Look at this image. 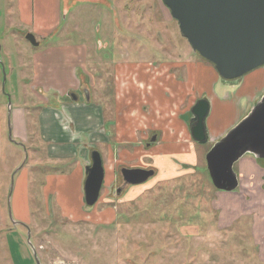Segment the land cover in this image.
<instances>
[{
  "label": "rangeland",
  "instance_id": "1",
  "mask_svg": "<svg viewBox=\"0 0 264 264\" xmlns=\"http://www.w3.org/2000/svg\"><path fill=\"white\" fill-rule=\"evenodd\" d=\"M166 14L157 0H60L57 28L41 36L19 20L12 0H0V215L7 227L18 221V179L20 174L29 173L32 217V224L22 229L25 232L4 234L2 230L0 239L7 237L16 243L21 239L29 250L33 246L36 261V233L51 257L64 259L51 264H264V179L240 180V186L232 192L214 191L205 159L212 146L207 149L208 144L193 138L194 142L186 143L181 134L177 136L180 143L169 146L165 135H173L162 137L165 117H169L172 128L185 127L187 136L192 137L187 125L201 88L194 79L187 81L186 66L198 61L218 75L211 63L193 52L177 21L169 20ZM140 19H153L151 28H157L162 36L146 37L139 29ZM27 33L35 36L38 46L26 39ZM59 44L88 46L86 65L93 76L91 97L102 103L114 95V66L125 64L130 71L120 73L125 82H118L116 93V98L124 102L120 119L124 134L118 133L117 140L111 135L101 137L98 150L107 178L92 207H85L71 196L74 161L58 167L40 159L34 134L23 138L25 151L8 139V103L11 108L23 104L30 109L43 98L37 88H31L34 58ZM188 68L193 71L195 64ZM255 71L261 76L258 86H262L264 66ZM221 81L229 85L239 79ZM130 83L131 94L127 92ZM130 96L142 102L144 114H127L124 108ZM137 109L140 111V107ZM133 117L140 127L160 125L156 129L160 135L154 133L158 140L155 145L145 146L149 135L143 131L144 126L137 127L130 142L118 141L130 135L127 127ZM32 126L30 123V129ZM22 164L14 176L8 205L12 173ZM121 167L152 168L155 174L142 184L125 185ZM56 175L63 176L68 198L56 196ZM36 177L42 180L38 192L34 189ZM49 190L55 195L52 200ZM253 229L259 231L257 237L262 244L255 241L258 238Z\"/></svg>",
  "mask_w": 264,
  "mask_h": 264
},
{
  "label": "crops",
  "instance_id": "2",
  "mask_svg": "<svg viewBox=\"0 0 264 264\" xmlns=\"http://www.w3.org/2000/svg\"><path fill=\"white\" fill-rule=\"evenodd\" d=\"M59 1L60 0H12V5L18 12L19 20L28 23L31 25L33 31L40 33L41 36H45L48 32L54 31L58 26ZM157 1L160 5V10L167 12L166 17L172 20L173 17L162 0ZM147 20L144 19L142 21V19H140L139 22L142 24L139 29L141 32L144 33L146 37L162 36L161 31L157 30V28H151L153 19ZM185 51L184 49L183 52L185 53ZM87 52L88 46L86 47L85 45L79 44H59L48 47L45 51H42L39 58H34V82L31 88H37V91L39 93L41 92L43 98H40V101H37L30 109L23 104H18L10 110V126L11 132L13 131L12 137L14 135L13 138L15 141L24 145L23 138L25 137L27 139L34 134L37 140V143H34V145L37 148V153L38 151L41 153V157L39 156L40 159L43 158L47 163L52 162L55 165H59L58 167H60L62 163L74 161L72 170L73 180H70L73 188L71 196L77 197L79 203H84V205L83 181L85 177V166L90 163V151L92 149L98 150V147L101 146V137L106 135V137H109L111 135L117 140L118 133L124 134L125 127L122 125V121H120L123 117L121 111L124 102L116 98V93L117 86L119 85L118 82L121 84L125 82L123 77H119L122 75L120 73H130L129 68L126 67L125 64L114 66L117 76L116 82L114 80V95L108 102L104 100L102 103L91 97L93 93L90 87L92 85L91 79L93 76L87 70ZM187 54L189 57V53ZM185 61L186 60H184V62ZM194 64V70L190 71L188 67ZM190 65L185 68L186 79L187 81L192 80V82L194 79V82L201 88V92H198L199 96L197 99H201V94H203L202 98H205L209 104L208 112L204 118L206 141L201 142V144H208L207 149H209L242 119L250 114L252 106L264 95V84L258 86L261 76L258 75V71L254 72L255 69L241 77L238 82L235 81L234 84L226 85L222 83V79L211 67L203 65L198 61ZM131 74L134 75L135 72H131ZM128 79L129 78L126 79V82L129 81ZM131 88L130 83L127 91L130 94ZM85 92L87 95H85ZM71 93L76 95V99L70 96ZM166 98L170 99V96ZM197 99L193 100L192 105ZM126 101L127 104H125L126 107L124 109L128 115H131L132 112H134L133 114H144L141 109L142 102L139 99L131 98L130 96ZM139 107L140 111L137 109ZM108 112L110 114H108ZM168 115L170 116V114ZM176 115L177 114L174 116L175 119ZM191 115L192 114H190V116ZM30 123L33 124L31 129ZM142 126H144V124H142ZM142 126L140 127L139 123L137 124L136 118L133 117L130 119L129 127H127L130 135L118 141L130 142L138 132L137 127L142 128ZM159 126L160 125L156 128L143 127V131L149 135V141L144 143L146 147L157 143L158 140L156 141V137L160 134L156 129ZM161 126L162 137L163 134L165 135L167 133L173 135H165L166 139L164 140L167 141L169 146L173 145L176 147V145L180 143V140L177 139V136L180 134L185 135L184 142H194L192 137L187 136L188 133L185 127L180 130L172 128V122H169V117L163 118V124ZM187 126V128L190 129V122ZM151 135L155 136V140L152 142ZM84 140L86 141L85 146L82 145ZM86 157H88V159H86ZM261 160H263V158L255 157L252 153H245L239 158L237 168L233 169L240 180L245 181L247 179H252V181H260V179H264V160ZM186 163H190V161H186ZM103 167L105 168V166ZM28 175L22 173L19 175L18 179L20 190L16 216L18 221H15L12 227H7L3 222L2 214L0 215V231L5 230L4 234H13L16 230L23 233L25 232L24 230L22 231L23 227L32 224L29 202L31 178ZM55 178L57 180V187L55 189L56 196L60 199L68 198V188L63 181V176L56 175ZM106 178L105 171L103 184ZM48 180L47 185H49ZM33 181L35 182V192H38L41 188L42 180L39 181L36 177ZM48 197L52 200L55 195L49 190ZM25 204H27L26 208L23 207ZM91 212L94 213V209H91L90 213ZM245 213L246 212H242L241 214ZM234 219L235 218L231 219L230 222ZM258 233V230L254 231L255 238H258ZM35 237L37 247L39 248L40 264L56 263L58 259L64 260L58 256L51 257L47 248L38 240L36 233ZM258 239L255 241L262 244L263 240ZM16 241L18 243L15 241H8L7 237L0 239V264H36L32 257L34 254H37L36 249L30 245L29 247L31 250H29L22 243L21 239ZM262 250L263 246H260V256L263 255Z\"/></svg>",
  "mask_w": 264,
  "mask_h": 264
},
{
  "label": "water",
  "instance_id": "3",
  "mask_svg": "<svg viewBox=\"0 0 264 264\" xmlns=\"http://www.w3.org/2000/svg\"><path fill=\"white\" fill-rule=\"evenodd\" d=\"M162 2L177 21L180 33L193 52L211 63L222 80H238L250 71L264 66V0ZM25 37L33 46L38 45L32 33H27ZM260 100L255 103L250 114L214 143L205 155L209 177L219 191H232L237 187V174L233 165L242 155L252 153L255 157L264 159V97ZM208 108V101L201 98L191 109V135L197 142L206 141L204 118ZM10 110L11 104L8 103V139L22 146L25 151L23 144L12 137ZM154 140L155 136L151 138V142ZM89 156L90 163L85 166L83 181L86 207L95 204L104 180L100 152L92 149ZM22 166L23 164L12 173L8 205L14 176ZM119 171L123 183L130 186L142 184L155 174L154 169L141 167H121ZM35 262L40 264L37 258Z\"/></svg>",
  "mask_w": 264,
  "mask_h": 264
},
{
  "label": "flooded vegetation",
  "instance_id": "4",
  "mask_svg": "<svg viewBox=\"0 0 264 264\" xmlns=\"http://www.w3.org/2000/svg\"><path fill=\"white\" fill-rule=\"evenodd\" d=\"M74 95H75L74 93H71V95H70V96H71L72 98H74V97L76 96V95H75V96H74ZM263 97H264V95L262 96V98H263ZM262 98H261V100H262ZM261 100H260V101H261ZM252 109H253V108H252ZM263 160H264V159H263ZM263 160H261V161H263ZM237 180H238V185H237V187H236V188H238V187H239V185H240V179H239V177H238V176H237ZM263 186H264V184H263ZM236 188H235V189H236ZM235 189H234V190H232V191H235Z\"/></svg>",
  "mask_w": 264,
  "mask_h": 264
},
{
  "label": "trees",
  "instance_id": "5",
  "mask_svg": "<svg viewBox=\"0 0 264 264\" xmlns=\"http://www.w3.org/2000/svg\"><path fill=\"white\" fill-rule=\"evenodd\" d=\"M174 19V18H173ZM175 20V19H174ZM176 21V20H175ZM209 177V176H208ZM209 181H210V183L212 184V182H211V179H210V177H209ZM213 185V184H212ZM213 190L215 191V190H218L217 188H215L214 187V185H213ZM242 219H245V217H242ZM237 224V223H236Z\"/></svg>",
  "mask_w": 264,
  "mask_h": 264
},
{
  "label": "built area",
  "instance_id": "6",
  "mask_svg": "<svg viewBox=\"0 0 264 264\" xmlns=\"http://www.w3.org/2000/svg\"><path fill=\"white\" fill-rule=\"evenodd\" d=\"M61 264H67V263H65V262H62Z\"/></svg>",
  "mask_w": 264,
  "mask_h": 264
}]
</instances>
